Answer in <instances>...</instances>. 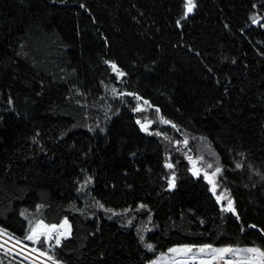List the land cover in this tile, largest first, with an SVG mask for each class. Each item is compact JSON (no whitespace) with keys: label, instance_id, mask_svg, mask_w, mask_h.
Returning <instances> with one entry per match:
<instances>
[{"label":"trees","instance_id":"1","mask_svg":"<svg viewBox=\"0 0 264 264\" xmlns=\"http://www.w3.org/2000/svg\"><path fill=\"white\" fill-rule=\"evenodd\" d=\"M185 2L0 0V227L22 238L29 220L67 217L63 264H147L178 244L264 245V0H194L187 16ZM113 87L179 130L142 131L137 99ZM199 139L236 213L189 171L185 153L195 157ZM0 261L31 264L3 250Z\"/></svg>","mask_w":264,"mask_h":264},{"label":"snow or ice","instance_id":"2","mask_svg":"<svg viewBox=\"0 0 264 264\" xmlns=\"http://www.w3.org/2000/svg\"><path fill=\"white\" fill-rule=\"evenodd\" d=\"M84 7V5H81ZM195 7L194 0H186L184 8L185 12L184 15L187 16L188 13L192 12L193 8ZM179 24V21H177ZM253 23H256V20H253ZM106 64L111 67L113 73L117 79L124 77L126 72L118 65L117 61L115 60H106ZM112 92L117 96L123 95H130L134 96L138 103L135 108L132 110L134 112L141 110L142 105L139 101H143V104H148L149 101L145 100L144 97L140 96L138 93L135 92H128V93H120L117 92L116 88H112ZM159 112V109H157ZM160 120L164 124L171 125L172 128L179 130V126L175 124L173 121L166 119L164 116H160ZM137 124L140 125V128L144 132H149L150 129L148 127L152 121H141L139 118L136 121ZM103 130V129H101ZM156 135H164L165 139L168 137L160 131H156ZM175 143L177 145L183 144L185 146L188 145L189 140L185 137L182 141L176 140ZM189 151H191L189 149ZM186 158L192 165L189 168V171L192 172L195 176H200L203 173V178L211 185V192L215 196L216 201L219 203L221 201H226V203H221V210L222 212H230L236 213V208L234 206V200L231 194L229 193L228 189H224V191L219 192L217 194V188L219 184L216 180L218 174L222 172V167L217 164L215 167L212 163H206V165L201 166L199 164L200 161L203 160L202 156L193 157L192 155H188L185 153ZM165 167L168 169H173L174 165L169 161H165ZM209 171V169H213ZM242 167L241 163L236 164V168L239 169ZM168 181V188L171 189L175 187L176 184V172L172 171L171 175L165 177ZM92 180L91 176H88L86 180L81 182V187H86L88 183ZM99 207L104 208L103 204H99ZM140 208H145L147 205L141 203L139 205ZM41 205L37 204L36 209L39 210ZM109 211H112L109 209ZM124 211H127L125 209ZM26 210H22L20 212L21 216H25ZM150 218V217H149ZM237 218H239L237 216ZM29 227L25 231L24 236L21 238L19 236H15L13 233L8 232L7 229L0 227V250H3L5 255L10 252H13L16 249V246L19 245V251L17 254H21L25 251V249H30L28 251L27 256L25 259H29L32 257L33 253H36L34 259L31 260V264H63V261L58 258L56 254V248L61 245L62 239L71 233V226L69 224L68 218L64 217L60 223H47L44 218H40L33 222L32 220L28 221ZM131 223V221H129ZM252 227H256L252 225ZM264 232V229H261ZM6 237V238H5ZM140 240L143 241V235L140 236ZM30 242L24 243V242ZM52 241L55 243L53 244ZM11 242V246H8ZM144 247L149 251L153 250V245L151 243H145ZM173 254L168 256V254ZM167 258L169 264H264V245H256L253 244L251 246L244 245L241 246L239 244H227L224 246H214L211 243H201V244H178L173 247H170L167 250V253H160L154 259L147 260V264H162V258ZM43 258V259H42ZM0 264H3L0 261ZM11 264V262H9ZM21 264H24L21 261Z\"/></svg>","mask_w":264,"mask_h":264},{"label":"rangeland","instance_id":"3","mask_svg":"<svg viewBox=\"0 0 264 264\" xmlns=\"http://www.w3.org/2000/svg\"><path fill=\"white\" fill-rule=\"evenodd\" d=\"M140 112L142 111L143 113H142V116L146 119V121H149V117H151V120L150 121H152V123L151 124H149L148 125V127H149V129H151L152 128V126L153 125H159V126H161V125H165L161 120H160V117H159V115H157V113H150L151 111L148 109V107L147 106H145V105H143L142 104V108H141V110H139ZM155 129V131H157L156 130V128H154ZM193 151H194V155H195V157L196 156H204L203 157V160L202 161H200L199 162V164L201 165V166H204V165H206V163H212L213 164V166L215 167V158H214V156L209 152V149H208V147H207V145H206V143L205 142H202L200 139L195 143V145L193 146ZM192 166V165H191ZM214 167H213V169H209V171H212V170H214ZM201 174H203V173H201ZM195 176V175H194ZM216 180L218 181V176L216 177ZM222 191H224V189H222L220 186L217 188V194L219 193V192H222ZM222 203H226V201H221ZM168 250V249H167ZM167 250H166V252L165 253H167ZM171 255H173V254H168V256H171ZM159 256V255H158ZM168 260H167V258L165 257V258H162V264H164L165 262H167Z\"/></svg>","mask_w":264,"mask_h":264},{"label":"built area","instance_id":"4","mask_svg":"<svg viewBox=\"0 0 264 264\" xmlns=\"http://www.w3.org/2000/svg\"><path fill=\"white\" fill-rule=\"evenodd\" d=\"M5 238H6V237H5ZM52 243L54 244L55 242L52 241ZM8 246H11V242H10V244H9ZM19 247H20V246L17 245V246H16V249H15L13 252H11V253H13V254H15V255H17V256H19V257L25 259V256H27L28 251H29L30 249H25V251H24L23 253H21V254H17L18 251H19ZM36 255H37L36 253H33V254H32V257H30L29 259H27V261L31 262V260L34 259ZM42 259H43V258H42ZM25 260H26V259H25ZM38 264H39V262H38Z\"/></svg>","mask_w":264,"mask_h":264},{"label":"crops","instance_id":"5","mask_svg":"<svg viewBox=\"0 0 264 264\" xmlns=\"http://www.w3.org/2000/svg\"><path fill=\"white\" fill-rule=\"evenodd\" d=\"M164 264H169V262L167 261V262H165ZM196 264H198V261L196 262Z\"/></svg>","mask_w":264,"mask_h":264}]
</instances>
